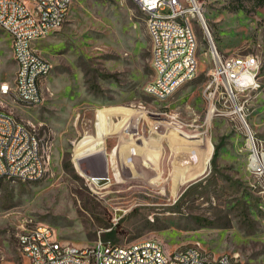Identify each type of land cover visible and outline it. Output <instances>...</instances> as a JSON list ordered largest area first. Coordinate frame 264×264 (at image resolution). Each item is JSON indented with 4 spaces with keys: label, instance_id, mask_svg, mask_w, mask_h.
<instances>
[{
    "label": "rangeland",
    "instance_id": "1",
    "mask_svg": "<svg viewBox=\"0 0 264 264\" xmlns=\"http://www.w3.org/2000/svg\"><path fill=\"white\" fill-rule=\"evenodd\" d=\"M197 2V75L163 101L145 91L153 44L137 0H71L62 28L36 42L51 65L43 102L30 108L0 95V107L37 127L48 165L39 180L0 182V264H28L18 235L40 223L84 247L115 231L110 239L123 245L155 239L169 250L198 246L264 264V173L250 165L264 162V1ZM213 46L261 60L257 87L217 101L214 111L204 95ZM16 70L0 27V83L13 82ZM104 108L123 112L122 127L144 150L122 165L102 150L81 166L78 151L101 140Z\"/></svg>",
    "mask_w": 264,
    "mask_h": 264
},
{
    "label": "built area",
    "instance_id": "2",
    "mask_svg": "<svg viewBox=\"0 0 264 264\" xmlns=\"http://www.w3.org/2000/svg\"><path fill=\"white\" fill-rule=\"evenodd\" d=\"M137 1L144 8L152 50L164 47V63L158 64L163 65V79L154 82V88L146 85L145 91L154 92V98L163 101L197 75L198 58L194 48H198V40L192 46H184V38L186 32H195L191 17L195 11L200 12L199 4L197 0H162L159 4ZM70 7L71 0H0V22L8 25L9 35L15 38L14 56L21 61V68L16 70L19 73L16 93H9L8 81H3L0 83L2 97L9 96L16 103V94L24 93L26 100L42 103L39 83H45L44 71L51 65L36 42L62 28ZM211 54L213 67L204 95L206 100L214 98V105H209V110L214 111L217 101L232 92L257 87L261 60L252 53L223 56L214 46ZM167 60H174L173 85H166L164 78ZM175 65H183V72H175ZM235 108L242 109L238 103ZM251 134L248 130L249 143L258 154ZM42 138L36 126H29L0 107V181H35L36 175L42 174L45 168L38 164L41 152H33V145L41 144ZM250 165L256 172L264 173V162L255 165L250 162ZM33 228H36V237L25 235V228L18 235L19 252L28 264H238L234 254L202 256L198 246L169 250L155 239L125 245L99 239L91 245V251H84V246L63 241L48 224H36Z\"/></svg>",
    "mask_w": 264,
    "mask_h": 264
},
{
    "label": "bare ground",
    "instance_id": "3",
    "mask_svg": "<svg viewBox=\"0 0 264 264\" xmlns=\"http://www.w3.org/2000/svg\"><path fill=\"white\" fill-rule=\"evenodd\" d=\"M149 1V4H159L162 2V0H147ZM139 6L141 10L144 12V8L141 5V2L138 1ZM203 16V15H202ZM201 19L204 20L203 17ZM0 27H2L7 33L9 34V27L7 24H1ZM12 40V47L13 51L15 49V38L13 36H10ZM197 42V37L195 32H186L185 38H184V46H192ZM153 58H155V63H153V68L155 71L153 80L147 84V88H154V82H156L159 79H163V64L164 63V47H155V50H152ZM194 55H197V48H194ZM15 59L17 61L18 67L21 68V61L17 59V56H15ZM51 67L49 70L44 71V78H47L50 74ZM175 72H183V65H175ZM164 78H166V85H173L175 81V74H174V60H167L166 66L164 67ZM19 80V73L16 72L15 77V83L14 85H11L8 82V92L9 93H16V82ZM44 84L45 83H39V91H41V102L44 100ZM149 95L154 97V92H147ZM240 92H232L231 95L226 96L225 98H229L232 101L235 102L237 94ZM0 95H1V88H0ZM207 100L210 102L211 105H214V98H207ZM16 102L18 104L32 107L39 105L38 102H33L32 100H26V94L24 93H17L16 94ZM238 110V108H236ZM211 112V111H210ZM209 112V114H211ZM239 112V110H238ZM15 116V115H14ZM27 124V123H26ZM29 125V124H28ZM29 126H35V125H29ZM251 142H254V138L251 136ZM33 152H41L38 156V164L39 166H43L45 170H42V174L36 175V180L41 179L45 174L47 170L48 165V145L45 140V138H42L41 144L33 145ZM1 182V181H0ZM51 227V226H50ZM25 235H28V237H36V228H26L25 229ZM84 251H91V247H84ZM200 255L202 256H219L214 255L211 252H208L207 250H204L203 248H200ZM222 255V254H220ZM234 261L238 264H244V262L239 258L237 254H234Z\"/></svg>",
    "mask_w": 264,
    "mask_h": 264
},
{
    "label": "crops",
    "instance_id": "4",
    "mask_svg": "<svg viewBox=\"0 0 264 264\" xmlns=\"http://www.w3.org/2000/svg\"><path fill=\"white\" fill-rule=\"evenodd\" d=\"M9 83L11 85H14L15 79L13 82ZM104 109L107 111L106 113H104ZM104 109L98 110V120L101 118L104 119L103 121L100 120V123L99 121H97V137H101V140L99 142L91 143L90 145L78 151V153L83 155V158L82 156H80V154L77 156V159H79L81 166L86 164V161L84 160L86 158V155H90L95 152L99 153L102 150L104 151L106 155L105 158H107V162H109V164L112 161H116V164L118 163L119 165L126 163L125 160L128 159L131 161L135 160L134 156L137 155L139 151L144 150V146H142L143 148H137L134 146L133 142L137 139V135L135 136L134 131H129L122 127L124 118L123 112H118L114 109V112L112 113L111 109ZM114 119L118 120L117 123Z\"/></svg>",
    "mask_w": 264,
    "mask_h": 264
},
{
    "label": "trees",
    "instance_id": "5",
    "mask_svg": "<svg viewBox=\"0 0 264 264\" xmlns=\"http://www.w3.org/2000/svg\"><path fill=\"white\" fill-rule=\"evenodd\" d=\"M264 1V0H263ZM217 152H218V146H216V148H215V152H214V154H215V156L217 155ZM115 234H116V232L114 231V232H108L107 234H106V236H105V240H111L113 237H115ZM111 238V239H110Z\"/></svg>",
    "mask_w": 264,
    "mask_h": 264
}]
</instances>
